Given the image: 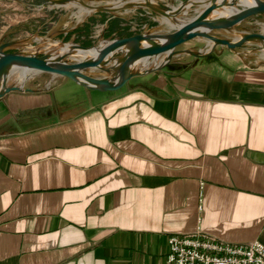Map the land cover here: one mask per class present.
Here are the masks:
<instances>
[{"label": "crops", "instance_id": "0c3cea01", "mask_svg": "<svg viewBox=\"0 0 264 264\" xmlns=\"http://www.w3.org/2000/svg\"><path fill=\"white\" fill-rule=\"evenodd\" d=\"M156 21L96 12L59 32L90 46L93 24ZM180 56L114 92L51 76L0 98V264H165L195 230L264 244V62Z\"/></svg>", "mask_w": 264, "mask_h": 264}, {"label": "water", "instance_id": "95a60500", "mask_svg": "<svg viewBox=\"0 0 264 264\" xmlns=\"http://www.w3.org/2000/svg\"><path fill=\"white\" fill-rule=\"evenodd\" d=\"M55 6L84 8V20L96 12L116 16L119 11L140 9L157 15L168 24L164 32L152 27L129 36L101 39L105 45L85 46L60 41L55 47L34 44L30 38L0 42V98L11 91H35L28 81L41 73L63 77L91 92H114L166 67L175 57L206 58L218 47H227L241 58L239 50L254 42L264 51V33L249 31L250 17L264 16V0H123L119 4L102 0H47ZM193 39L205 41L204 48L182 47ZM98 49L94 57H72L78 51Z\"/></svg>", "mask_w": 264, "mask_h": 264}, {"label": "rangeland", "instance_id": "374dc122", "mask_svg": "<svg viewBox=\"0 0 264 264\" xmlns=\"http://www.w3.org/2000/svg\"><path fill=\"white\" fill-rule=\"evenodd\" d=\"M105 1V2H104ZM117 0H102L100 3L117 4ZM122 2L123 0H119ZM179 0H165L164 4H176ZM119 3V2H118ZM129 10V9H127ZM137 10V9H131ZM120 12V11H119ZM86 15L84 8H80L75 5L55 6L47 0H0V42L17 38H30L34 44H43L45 47H55L60 41L76 42L70 35L62 36L59 31L68 26L76 25L80 23ZM159 21H156V23ZM161 32L168 29V24L165 22L160 23ZM249 31L263 32L264 33V16L256 15L250 17L244 24ZM156 27L159 26L157 23ZM103 29L102 23L93 24L91 33L92 44H98L101 39H108L111 37L99 38V34ZM143 27L139 24H132V30L130 32L141 33ZM135 33V34H136ZM79 43V42H76ZM81 44V43H79ZM83 45V44H82ZM205 41L202 39H193L182 45V47H191L195 49L204 48ZM212 53L211 58H240L248 66L254 64H261L264 62L263 51L259 49L257 43L251 42L239 50L244 55L241 58L237 54L233 53L227 47H221L219 50ZM235 54L232 55L231 53ZM182 60L190 59L189 55L180 56ZM52 75L50 73H41L35 76L40 78L41 83L47 81ZM41 84V85H42Z\"/></svg>", "mask_w": 264, "mask_h": 264}, {"label": "built area", "instance_id": "2783aa9c", "mask_svg": "<svg viewBox=\"0 0 264 264\" xmlns=\"http://www.w3.org/2000/svg\"><path fill=\"white\" fill-rule=\"evenodd\" d=\"M165 264H264V244H230L201 230L168 239Z\"/></svg>", "mask_w": 264, "mask_h": 264}, {"label": "bare ground", "instance_id": "6f19581e", "mask_svg": "<svg viewBox=\"0 0 264 264\" xmlns=\"http://www.w3.org/2000/svg\"><path fill=\"white\" fill-rule=\"evenodd\" d=\"M104 45H105L104 42H100L99 45H98V48L101 49L102 47H104ZM97 50L98 49H91V50H82V49H80L78 51V54H75L72 57L76 58L77 60H81L84 56L94 57L96 55V53H97ZM263 55H264V51H263Z\"/></svg>", "mask_w": 264, "mask_h": 264}]
</instances>
